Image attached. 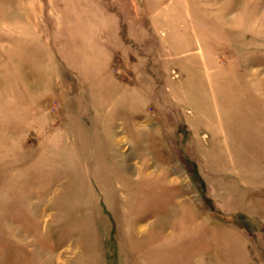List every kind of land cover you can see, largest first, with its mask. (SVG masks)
Masks as SVG:
<instances>
[{
  "label": "rangeland",
  "instance_id": "1",
  "mask_svg": "<svg viewBox=\"0 0 264 264\" xmlns=\"http://www.w3.org/2000/svg\"><path fill=\"white\" fill-rule=\"evenodd\" d=\"M0 264H264V0H0Z\"/></svg>",
  "mask_w": 264,
  "mask_h": 264
}]
</instances>
